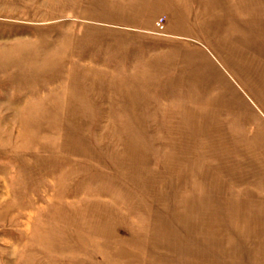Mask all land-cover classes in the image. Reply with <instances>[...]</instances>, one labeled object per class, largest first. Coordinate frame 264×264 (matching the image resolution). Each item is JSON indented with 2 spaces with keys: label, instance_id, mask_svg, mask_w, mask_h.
<instances>
[{
  "label": "rangeland",
  "instance_id": "374dc122",
  "mask_svg": "<svg viewBox=\"0 0 264 264\" xmlns=\"http://www.w3.org/2000/svg\"><path fill=\"white\" fill-rule=\"evenodd\" d=\"M0 264H264V0H0Z\"/></svg>",
  "mask_w": 264,
  "mask_h": 264
},
{
  "label": "built area",
  "instance_id": "2783aa9c",
  "mask_svg": "<svg viewBox=\"0 0 264 264\" xmlns=\"http://www.w3.org/2000/svg\"><path fill=\"white\" fill-rule=\"evenodd\" d=\"M159 27H160V29L164 28L162 23H160Z\"/></svg>",
  "mask_w": 264,
  "mask_h": 264
}]
</instances>
